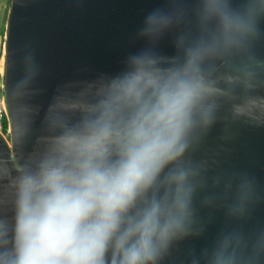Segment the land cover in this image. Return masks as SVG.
I'll return each mask as SVG.
<instances>
[{
	"label": "water",
	"instance_id": "1",
	"mask_svg": "<svg viewBox=\"0 0 264 264\" xmlns=\"http://www.w3.org/2000/svg\"><path fill=\"white\" fill-rule=\"evenodd\" d=\"M213 2L251 30L226 36L208 0L6 1L0 36L11 135L9 143L0 134V218L12 214L16 170L43 155L59 134L54 123L74 127L85 117L61 102H94L134 56L173 67L199 47L223 94L180 161L190 214L155 264H264V0ZM151 16L164 24L148 33Z\"/></svg>",
	"mask_w": 264,
	"mask_h": 264
},
{
	"label": "clouds",
	"instance_id": "2",
	"mask_svg": "<svg viewBox=\"0 0 264 264\" xmlns=\"http://www.w3.org/2000/svg\"><path fill=\"white\" fill-rule=\"evenodd\" d=\"M206 7L220 12L226 36L251 30L213 0ZM163 24L151 16L147 32ZM203 60L199 47L173 67L134 56L94 102L60 103L86 115L74 127L54 123L59 134L43 155L16 170L12 214L0 218V264H155L190 214L189 173L180 161L223 94ZM0 97L7 111L2 80Z\"/></svg>",
	"mask_w": 264,
	"mask_h": 264
},
{
	"label": "rangeland",
	"instance_id": "3",
	"mask_svg": "<svg viewBox=\"0 0 264 264\" xmlns=\"http://www.w3.org/2000/svg\"><path fill=\"white\" fill-rule=\"evenodd\" d=\"M6 1L7 0H0V29L3 23V16H4V11H5ZM1 44H2V37L0 36V80L3 81L4 56L2 54Z\"/></svg>",
	"mask_w": 264,
	"mask_h": 264
},
{
	"label": "built area",
	"instance_id": "4",
	"mask_svg": "<svg viewBox=\"0 0 264 264\" xmlns=\"http://www.w3.org/2000/svg\"><path fill=\"white\" fill-rule=\"evenodd\" d=\"M6 122H7V113L5 108V103L2 97H0V134L9 141V136L5 135L6 131Z\"/></svg>",
	"mask_w": 264,
	"mask_h": 264
}]
</instances>
